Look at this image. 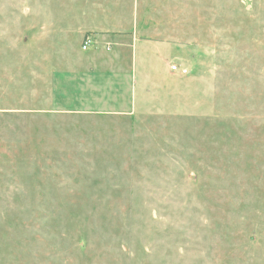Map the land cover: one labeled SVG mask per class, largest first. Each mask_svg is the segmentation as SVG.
<instances>
[{"label":"rangeland","instance_id":"374dc122","mask_svg":"<svg viewBox=\"0 0 264 264\" xmlns=\"http://www.w3.org/2000/svg\"><path fill=\"white\" fill-rule=\"evenodd\" d=\"M0 264H264V0H0Z\"/></svg>","mask_w":264,"mask_h":264},{"label":"built area","instance_id":"2783aa9c","mask_svg":"<svg viewBox=\"0 0 264 264\" xmlns=\"http://www.w3.org/2000/svg\"><path fill=\"white\" fill-rule=\"evenodd\" d=\"M93 39L91 37H86L82 42V50H87L89 47L93 45ZM171 71H177V72H185L184 69L180 68L178 65L173 64L170 66Z\"/></svg>","mask_w":264,"mask_h":264}]
</instances>
